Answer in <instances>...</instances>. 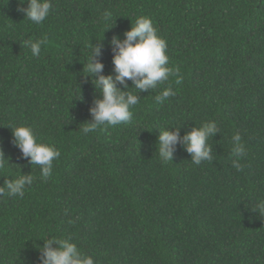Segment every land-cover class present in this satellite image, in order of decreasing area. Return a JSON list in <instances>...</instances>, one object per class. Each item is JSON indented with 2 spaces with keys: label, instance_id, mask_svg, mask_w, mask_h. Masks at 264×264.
<instances>
[{
  "label": "trees",
  "instance_id": "trees-1",
  "mask_svg": "<svg viewBox=\"0 0 264 264\" xmlns=\"http://www.w3.org/2000/svg\"><path fill=\"white\" fill-rule=\"evenodd\" d=\"M51 4L34 24L18 11L26 2L0 0V148L9 160L0 186L34 177L23 198L0 196V264H40L48 239L69 236L96 264H264V216L253 210L264 199V0ZM140 16L152 18L182 80L144 92L128 80L139 97L131 121L84 135L100 96L83 72L88 46L102 43L98 59L114 75L110 41ZM45 36L39 57L22 46ZM169 85L176 95L157 103ZM206 121L220 129L208 141L211 162L192 163L182 143L173 162L161 161L160 130L178 128L182 139ZM20 125L61 153L47 181L13 142L10 126ZM237 132L243 171L232 165Z\"/></svg>",
  "mask_w": 264,
  "mask_h": 264
},
{
  "label": "clouds",
  "instance_id": "clouds-1",
  "mask_svg": "<svg viewBox=\"0 0 264 264\" xmlns=\"http://www.w3.org/2000/svg\"><path fill=\"white\" fill-rule=\"evenodd\" d=\"M25 2L27 7H20L18 11L24 13L25 17L34 24L45 21L52 8L51 0H20L21 4ZM112 19L111 10L103 12L102 20L105 25H108ZM124 36L125 38L121 39L119 35H114L110 41L114 53L112 61L114 75H105V65L98 59L101 56L102 43L88 46L89 54L83 72L85 78L92 77V83L100 96L90 109L92 121L84 123L83 128L80 129L84 135L95 132L101 126H116L131 121L133 116L131 109L138 104L139 97L129 91L128 80L133 82L132 88L139 92L154 90L168 82L170 77H176V83L182 80L180 68L169 66L167 41L158 34L151 17H138L135 23H132L131 30L126 31ZM47 42L45 36L38 40H24L22 46L30 50L33 56L39 57L42 45ZM118 85H124L127 90H122ZM174 95L176 92L169 85L156 95L155 100L157 103H163ZM10 128L13 132V142L20 149L22 157L28 159L31 165H39L41 178L47 181L53 174V161L60 157V151L55 145L40 140L31 126L20 125ZM219 130L216 122L206 121L194 127L181 139L178 128L162 129L157 145L159 157L164 163L173 162L175 147L178 143H182L191 154L192 163L200 165L204 161L211 162L212 144L208 141ZM231 145L232 155L235 157L232 165L237 171H243L245 165L241 161L247 157L248 152L239 132L232 136ZM8 164L9 160L5 158L4 151L0 148V170H4ZM33 181L34 177L31 174H19L14 179H6L4 185L0 186V196L7 194L23 198ZM253 210L264 216V199L259 200ZM53 244L57 247H52ZM40 264H96V262L92 256L82 254L69 236L48 239L42 250Z\"/></svg>",
  "mask_w": 264,
  "mask_h": 264
}]
</instances>
